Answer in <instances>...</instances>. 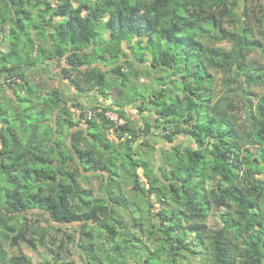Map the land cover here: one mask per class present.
<instances>
[{
    "label": "clouds",
    "instance_id": "9594fccd",
    "mask_svg": "<svg viewBox=\"0 0 264 264\" xmlns=\"http://www.w3.org/2000/svg\"><path fill=\"white\" fill-rule=\"evenodd\" d=\"M0 264H264V0H0Z\"/></svg>",
    "mask_w": 264,
    "mask_h": 264
},
{
    "label": "trees",
    "instance_id": "16d2710c",
    "mask_svg": "<svg viewBox=\"0 0 264 264\" xmlns=\"http://www.w3.org/2000/svg\"><path fill=\"white\" fill-rule=\"evenodd\" d=\"M253 163H255V162H253Z\"/></svg>",
    "mask_w": 264,
    "mask_h": 264
}]
</instances>
